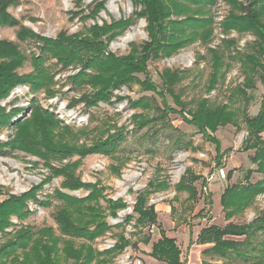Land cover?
<instances>
[{
  "label": "rangeland",
  "instance_id": "rangeland-1",
  "mask_svg": "<svg viewBox=\"0 0 264 264\" xmlns=\"http://www.w3.org/2000/svg\"><path fill=\"white\" fill-rule=\"evenodd\" d=\"M231 1L233 0H216L209 10L213 27V39L208 44L210 46H215L222 37H228L237 41L238 48H244L246 43L254 39L250 31L238 34L231 30L227 35L221 32L220 23L229 13H245L241 6L233 5ZM237 1L245 8L250 5L247 8L250 13L261 12L260 6L254 4L255 0ZM101 2L103 6H99ZM138 9L139 6L133 0H8L5 11L9 15V21L14 22L0 24V40L11 41L17 45L25 60L15 71L25 74L32 71L31 56L38 53V45H42L43 41L27 36L18 38L22 27L50 40L48 45L55 47L58 44L60 47L68 44L69 39L70 43L75 40V45L79 41L84 42L91 37L90 29L94 25L102 26L131 17L133 24L118 31L114 38H110L109 33L99 38L106 44L105 53L124 57L132 50V44L136 46L148 40L145 19L136 16L135 11ZM46 57L48 58L43 65L47 64L50 70L45 71L46 82L43 86L31 91L28 84H17L6 97L0 99V105L10 113L11 119L10 124L0 128V142L7 143L12 140L17 134V127L13 123L23 120H29L22 129H28L33 140L41 136L45 139L44 146L37 147L39 155L18 148H8L0 153V203L8 196L19 199L23 194L34 193L33 198H26L24 202L28 216L20 219L14 213L9 214L6 218L7 224L0 227V247L12 240L19 243L22 234L36 231L43 226L51 227L52 233L59 235L53 219L59 205L55 190L77 197L87 193L84 188L75 191L62 188L61 181L64 177L56 171L65 165H71L74 174L81 181L104 186L103 194L106 197L121 198L127 203L125 209L117 212L116 218H106L110 224L121 222L126 214L135 217L132 206L136 195L146 188L149 180L166 179L169 188L150 194L147 204L154 206L160 228L175 239L182 253L183 264H248L253 260L249 255L237 256L234 251L228 252V258L220 257L209 249L212 244H199L197 235L202 228L210 225L224 227L229 222L236 225L246 224L264 210V192L258 194L249 206L230 216L225 215L227 209H223L221 203L224 190L228 186L244 182L249 171L250 181L260 178L250 159L253 150H243L241 146L246 136L242 107L245 106L247 115L255 114L263 93L261 84L256 79L255 88L251 91L252 98L245 102L240 97L232 105L238 117L237 127L232 124L218 126L214 131L207 130L203 136L198 128L184 122L178 113L160 114L156 106L162 107L161 98L154 92L142 90L138 83L112 89L109 103L84 105L82 97L88 98L97 88L87 82L79 85L71 83V77L78 75L83 69L81 62L75 61L66 68H61L57 56L47 53ZM208 57L205 45L198 38L170 57L149 60L147 76L159 90V73L163 68L187 69L186 77L175 88V92L186 103L185 109L193 108L195 101L201 97H207L210 104L224 103L230 88L242 81L239 63L232 61L224 79L219 80L215 88L207 93L205 86L210 72ZM85 72L93 73L90 69H85ZM137 77L144 80L146 75L138 74ZM127 97H144L149 100L150 107L131 108ZM79 98L82 99L81 102L76 101ZM164 99L167 104L179 109L167 93H164ZM88 100L90 101L89 98ZM13 108H19V113L11 114ZM45 111L52 114L56 124L47 123L43 128L46 129L45 132L36 133L32 126L34 123L30 121L34 119L33 112L44 114ZM137 113L160 116L136 127L138 119H133L132 116ZM44 121L46 122V118L43 117L42 122ZM66 129H71V133ZM121 129L125 138L115 150L113 158L97 152L80 158L74 152L66 158L63 156L58 159L57 152L53 151L64 143L89 146L98 137L102 139L108 133L112 134ZM81 130L87 131V134H82ZM74 132L78 135L74 136ZM261 138L264 141V133ZM30 147L34 149L33 145ZM218 157L219 166L216 165ZM121 161L124 164L120 168V174L116 175L110 165ZM76 162L77 165H74ZM187 168L202 177L193 184L196 189L194 199H188L185 191H174V184L185 174ZM220 168L224 169V175L220 174ZM202 179L205 180V185H202ZM100 203L105 205L103 201ZM199 211L201 214L198 215ZM143 230L147 231V226ZM124 232L128 233L130 240L137 239V236L133 238V229H124ZM157 232L158 228H155L154 236H157ZM222 239L237 242L240 252L251 254V248L258 247L257 243L264 239V232L258 231L248 244L244 235H225ZM102 241L104 237L96 238L93 246L98 249L97 243ZM131 251L127 249L129 261L140 259ZM11 255L12 253L5 256L6 264H10L8 258ZM3 259L4 256L0 257V262ZM112 264H116L115 261Z\"/></svg>",
  "mask_w": 264,
  "mask_h": 264
},
{
  "label": "trees",
  "instance_id": "trees-1",
  "mask_svg": "<svg viewBox=\"0 0 264 264\" xmlns=\"http://www.w3.org/2000/svg\"><path fill=\"white\" fill-rule=\"evenodd\" d=\"M255 1L254 4L260 6L261 12L250 13L247 9L250 5L245 8L239 1H231L233 5L241 6L245 13H229L220 23L221 32L224 35L230 33L231 30L238 34L250 31L254 35V39L246 43L244 48H238L237 41L228 37H222L215 46L208 45L213 39L212 18L209 10L216 0H133L136 6H139L138 11H135L136 16H142L145 19L148 40L136 46L132 44V50L124 57H117L109 52L105 53L106 44L99 38L107 33L110 38H114L118 31L124 30L131 23L133 24L131 17L102 26L94 25L90 29L91 37L85 39L84 42L79 41L75 45L73 44L75 40L70 43L69 39L68 44H62L60 47L58 44L55 47L48 45L50 40L43 39L37 33L22 27L18 32V38L27 36L42 40L43 43L38 45V53L31 56L32 71L18 74L15 69L22 65L25 56L19 52L15 43L0 40V99L6 97L17 84H28L31 91H36L43 86L46 82L45 71L46 69L50 70L47 64L43 65V62L48 58L46 57L48 53L58 57V64L61 68H66L68 64L75 61L81 62L83 69L78 75L71 77V83L79 85L87 82L97 88L88 97L90 101L87 97H82L84 105H95L98 102L109 103L112 89L121 85L128 87L132 83H138L142 90L154 92L161 98L162 107L156 106L160 114L178 113L184 122L198 128V131L204 136L207 130L214 131L218 126L232 124L237 127L238 117L232 105L240 97L245 102L252 98L251 91L255 88L256 79L261 84L263 93L255 114L247 115L245 106L242 107L246 136L242 140L241 146L243 150H253L250 159L255 164L256 172L260 178L254 182L250 181L249 173L251 171H249L244 182L233 184L224 190L221 196L222 208L227 209L226 216L233 215L249 206L258 194L264 192V141L261 138V134L264 133V0ZM7 4L8 0H0V24L14 22L9 21V15L5 11ZM99 6H103V2ZM198 38L205 45L210 61V72L205 86L207 93L215 88L219 80L224 79L232 61L239 63L242 81L230 88L226 96L227 101L224 103L210 104L207 97H201L195 101L193 108L185 109L186 103L181 100L179 93L175 92V88L186 77L187 69L163 68L159 73L161 86L158 90L147 76V62L152 59L170 57L180 48ZM85 69H90L93 73L88 74ZM138 74L146 75L145 79L140 80L137 77ZM164 93L170 96L173 104L179 109L166 103ZM76 101L81 102L82 99L79 98ZM128 103L131 108L150 107L149 100L144 97L128 98ZM19 111V108H13L11 114H17ZM160 114L147 116L137 113L132 117L138 119L135 126L139 127L157 118ZM33 116L34 119L30 121H33L32 126L36 133L45 132L46 129L43 128L47 123L56 124L52 114L46 111L44 114L33 112ZM43 117L46 118L44 123L42 122ZM28 121L13 123L17 127V134L7 143L0 142V153H4L8 148H18L36 155L40 154L37 147L44 146V136L33 140L28 129H22L24 123ZM10 123V113L0 105V128ZM66 131L71 133V129H66ZM80 132L84 135L87 134V131L81 130ZM73 135L77 136L78 133L74 132ZM124 138L121 129L112 134L108 133L102 139L98 137L89 146L64 143L52 150L57 152L58 159L63 156L66 158L74 152L80 158L95 152L113 158L115 150ZM30 145H33L34 149H31ZM219 158L217 166L220 165ZM123 164V161L115 165L111 164L110 168L116 175H119ZM74 165H77V162ZM56 172L64 177L61 181L62 188L69 191L84 188L87 193L77 197L55 190V197L59 201V205L53 219L59 229V235H54L52 228L47 226L32 232L24 231L26 233L21 235L19 243L12 240L0 247V257L4 256V261L0 264H6L5 256L10 253H12L8 258L10 264H61V262L65 264H112L114 257L120 254L126 246L131 245V247L137 248V243L132 242L124 235L125 226L130 223L134 228V235H137L138 240L143 243H147L151 237L150 225L153 224L158 228L159 237L151 245L150 256L167 264L184 263L180 259L181 250L175 239L167 236L160 228L154 206L147 204L150 194L169 188L166 179L149 180L145 185L146 188L136 195L132 206V213L135 217L132 214H126L121 222L110 224L106 218L108 216L116 218L117 212L126 208L127 203L123 199L108 198L103 194L104 186H98L94 182L81 181L74 174V168L71 165H65ZM199 178L202 177L188 168L185 169V174L181 175L174 184V191H185L188 199H194L196 189L193 184ZM202 185H205L204 179H202ZM30 197H34L33 192H30V195L23 194L19 199L8 196L3 200L0 203V227L7 224L6 218L9 214L14 213L20 219L26 218L29 213L24 209V202L26 198ZM100 201H103L105 205L102 206ZM144 226H147V231L143 230ZM112 228L117 229L112 233L114 244L107 249H96L93 246L94 240L111 231ZM261 230L264 232V210L246 224L236 225L229 222L224 227L215 225L204 227L197 235V240L199 244H212L209 249L220 257L228 258V252L234 251L237 256H251L253 260L248 264H264V239L257 243L258 247L251 248V254L245 253V251L240 252L236 246L237 242L222 239L225 235H244L248 244L251 242V237H255L256 233ZM200 264L218 263L201 262Z\"/></svg>",
  "mask_w": 264,
  "mask_h": 264
},
{
  "label": "crops",
  "instance_id": "crops-1",
  "mask_svg": "<svg viewBox=\"0 0 264 264\" xmlns=\"http://www.w3.org/2000/svg\"><path fill=\"white\" fill-rule=\"evenodd\" d=\"M110 220H113L112 218ZM128 228V229H127ZM157 228L154 226L153 230L151 231V237L149 239V241L147 243H143L142 241H139L138 240V236L137 235H133L135 238L137 236V239H133L132 242H136L137 243V248H132L131 245H128L126 246L123 251L116 255L113 259V261H115L116 264H122L121 263V260L124 258V257H128L129 258V254L127 253V249H130L133 251V255L136 256V258H140L141 259V263L140 264H167L163 261H159L155 258H153L152 256H150V251H151V245L154 241H156V239L159 237V232H157V236H154V229ZM134 230V228L132 227V224L131 225H126L125 227V230ZM117 229L116 228H112L111 231H108L106 232L102 237H104V241H102L101 243H97L98 245V249L99 250H102V249H107V248H104L103 245L106 243V242H113L114 244V237H112V231H116ZM150 231V229H149ZM127 232H124V235L125 237H127ZM166 234V233H165ZM167 235V234H166ZM168 236V235H167ZM130 237V236H129ZM171 237V236H170ZM131 251V252H132ZM182 255V253H181ZM180 259L182 261V257L180 256ZM132 264V263H131Z\"/></svg>",
  "mask_w": 264,
  "mask_h": 264
},
{
  "label": "built area",
  "instance_id": "built-area-1",
  "mask_svg": "<svg viewBox=\"0 0 264 264\" xmlns=\"http://www.w3.org/2000/svg\"><path fill=\"white\" fill-rule=\"evenodd\" d=\"M219 172H220V174H222V175H224V169L223 168H220L219 169ZM153 228H154V225L152 224V225H150V227H149V229H150V231H152L153 230ZM113 245V242H106L104 245H103V247L104 248H109V247H111ZM121 263L122 264H140L141 263V260L140 259H135L134 261H129V258L128 257H124L122 260H121Z\"/></svg>",
  "mask_w": 264,
  "mask_h": 264
},
{
  "label": "bare ground",
  "instance_id": "bare-ground-1",
  "mask_svg": "<svg viewBox=\"0 0 264 264\" xmlns=\"http://www.w3.org/2000/svg\"><path fill=\"white\" fill-rule=\"evenodd\" d=\"M126 38V37H125Z\"/></svg>",
  "mask_w": 264,
  "mask_h": 264
}]
</instances>
